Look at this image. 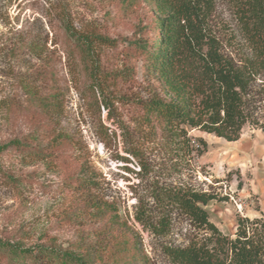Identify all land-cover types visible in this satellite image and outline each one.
Returning <instances> with one entry per match:
<instances>
[{"label":"trees","instance_id":"16d2710c","mask_svg":"<svg viewBox=\"0 0 264 264\" xmlns=\"http://www.w3.org/2000/svg\"><path fill=\"white\" fill-rule=\"evenodd\" d=\"M100 1L102 19L80 26L66 2L53 7L46 17L54 33L53 49L40 38L16 32L12 56L32 54L40 65L26 80L27 97L3 102L7 120L14 124L25 118L30 130L0 144V157L14 153L48 165L67 162L77 149L62 126L69 83L95 112L104 138H120L134 158L140 159L143 144L158 141L202 155L206 142L200 139L195 146L189 130L229 142L241 138L244 127L254 123L249 98L264 70V0H229L255 51L245 61L224 55L211 30L215 0ZM4 16L0 7V20ZM132 19L129 35L111 36L117 22ZM102 110L111 126L103 121ZM151 171L141 162L135 174L144 181ZM3 176L14 191L35 181L6 171ZM102 182L101 174L83 163L66 175L62 189L68 202L62 220L77 228V237L67 246L56 237L34 246L0 237V264H151L137 224L165 237L174 216L187 218L203 237L185 247H166L173 264H264V220L240 216L235 235H224L205 209L214 195L152 181L148 193L137 196L134 221L127 214L134 228L102 195Z\"/></svg>","mask_w":264,"mask_h":264},{"label":"rangeland","instance_id":"374dc122","mask_svg":"<svg viewBox=\"0 0 264 264\" xmlns=\"http://www.w3.org/2000/svg\"><path fill=\"white\" fill-rule=\"evenodd\" d=\"M63 1L69 6L76 26L103 17L100 0H0V7L5 12L0 20V144L30 130V122L25 118L14 124L7 120L3 102L18 97L24 100L27 97L26 80L40 65L32 54L20 58L12 56L16 32L22 31L28 38H40L53 49L54 33L46 17ZM215 2L210 27L218 37L224 55L236 61L254 58L255 51L243 32L235 6L229 0ZM132 24L133 19L117 22L111 29V36L129 35ZM58 68L67 78L61 63ZM249 101L250 115L257 124L246 125L238 141L229 142L198 130H189L188 136L195 146L199 145L200 139L206 142L202 155L189 154L187 146L182 148L158 141L143 144L138 159L128 153L131 147L126 148L120 138L117 141L104 138L95 124V112L80 99L75 85L69 83L62 126L75 139L77 149L66 163L58 166L24 159L14 153L0 157V237L20 241L26 246H34L50 237H56L60 244L67 246L75 239L77 228L62 220L68 202L62 184L66 175L81 169L82 163L101 174L102 195L117 205L122 217L132 227L127 214L130 212L134 221L137 196L146 195L152 181L161 185L192 187L214 195L216 199L205 209L211 222L224 235H235L240 216L264 220V131L261 129L264 124V70L257 77ZM102 112L103 121L111 126L104 110ZM121 157L130 159V162L121 160ZM141 162L152 169L151 176H145L144 181L135 174L140 170ZM3 171L14 176H31L35 181L14 191ZM174 217L171 230L165 237L151 234L137 224L151 264H173L164 252L166 247H185L203 237L187 218Z\"/></svg>","mask_w":264,"mask_h":264}]
</instances>
